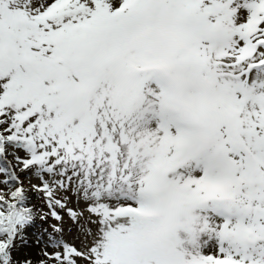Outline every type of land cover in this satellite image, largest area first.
Segmentation results:
<instances>
[{
    "label": "snow or ice",
    "instance_id": "1",
    "mask_svg": "<svg viewBox=\"0 0 264 264\" xmlns=\"http://www.w3.org/2000/svg\"><path fill=\"white\" fill-rule=\"evenodd\" d=\"M0 264H264V0H0Z\"/></svg>",
    "mask_w": 264,
    "mask_h": 264
}]
</instances>
